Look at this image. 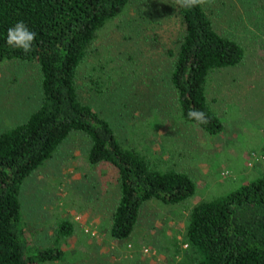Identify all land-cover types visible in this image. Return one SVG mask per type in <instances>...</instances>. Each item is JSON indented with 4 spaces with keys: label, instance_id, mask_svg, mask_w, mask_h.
Returning <instances> with one entry per match:
<instances>
[{
    "label": "rangeland",
    "instance_id": "rangeland-1",
    "mask_svg": "<svg viewBox=\"0 0 264 264\" xmlns=\"http://www.w3.org/2000/svg\"><path fill=\"white\" fill-rule=\"evenodd\" d=\"M204 7L215 30L246 51L238 66L210 76L208 99L223 122L220 135L178 116L170 83L175 57L168 54L177 53L183 35L176 0H131L99 31L77 76L81 101L109 120L121 143L162 169L187 173L195 196L173 207L146 203L133 234L115 239L118 174L107 163L92 165L90 140L74 132L21 191L35 249L65 251L61 260L42 264H179L188 256L183 240L190 210L264 171V0H207ZM41 99L38 64L0 61V134L27 121ZM65 220L72 233L61 238Z\"/></svg>",
    "mask_w": 264,
    "mask_h": 264
},
{
    "label": "trees",
    "instance_id": "trees-1",
    "mask_svg": "<svg viewBox=\"0 0 264 264\" xmlns=\"http://www.w3.org/2000/svg\"><path fill=\"white\" fill-rule=\"evenodd\" d=\"M131 0H0V61L19 60L39 65L42 99L27 121L0 134V264H42L61 260L59 245L36 250L23 222L21 191L25 181L50 160L68 137L82 132L90 140L92 165L107 163L118 174L120 198L111 235L128 239L142 207L151 201L173 207L197 192L185 172L153 161L120 141L109 120L84 104L77 76L99 31L119 17ZM183 35L170 74L179 118L218 136L223 122L208 99L211 74L236 67L245 58L241 43L220 35L204 5L179 6ZM23 21L36 33L33 50L10 47L7 31ZM191 109L202 110L209 122L189 119ZM168 168V169H167ZM196 204L186 221V253L179 264H264V171ZM72 233L67 220L57 234ZM181 251L178 242L175 243ZM186 255V254H185Z\"/></svg>",
    "mask_w": 264,
    "mask_h": 264
},
{
    "label": "clouds",
    "instance_id": "clouds-1",
    "mask_svg": "<svg viewBox=\"0 0 264 264\" xmlns=\"http://www.w3.org/2000/svg\"><path fill=\"white\" fill-rule=\"evenodd\" d=\"M207 3V0H176V4L182 8H193ZM36 33L28 28L23 21H17L7 31V44L10 47L23 50L29 53L33 50ZM188 117L198 124H207L209 122L206 113L202 110L191 109Z\"/></svg>",
    "mask_w": 264,
    "mask_h": 264
}]
</instances>
